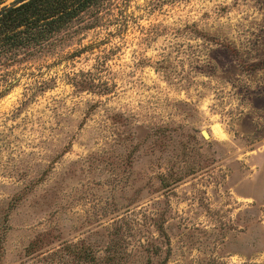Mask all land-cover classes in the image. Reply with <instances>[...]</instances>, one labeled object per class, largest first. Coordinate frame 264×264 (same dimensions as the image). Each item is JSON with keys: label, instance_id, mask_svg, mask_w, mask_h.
Returning <instances> with one entry per match:
<instances>
[{"label": "rangeland", "instance_id": "rangeland-1", "mask_svg": "<svg viewBox=\"0 0 264 264\" xmlns=\"http://www.w3.org/2000/svg\"><path fill=\"white\" fill-rule=\"evenodd\" d=\"M92 13L0 63V264H264V0Z\"/></svg>", "mask_w": 264, "mask_h": 264}, {"label": "trees", "instance_id": "trees-1", "mask_svg": "<svg viewBox=\"0 0 264 264\" xmlns=\"http://www.w3.org/2000/svg\"><path fill=\"white\" fill-rule=\"evenodd\" d=\"M112 0H14L0 8V63L51 51L81 15Z\"/></svg>", "mask_w": 264, "mask_h": 264}, {"label": "water", "instance_id": "water-1", "mask_svg": "<svg viewBox=\"0 0 264 264\" xmlns=\"http://www.w3.org/2000/svg\"><path fill=\"white\" fill-rule=\"evenodd\" d=\"M202 135H203V137H205V138L208 137V134H207L205 131L202 132Z\"/></svg>", "mask_w": 264, "mask_h": 264}]
</instances>
